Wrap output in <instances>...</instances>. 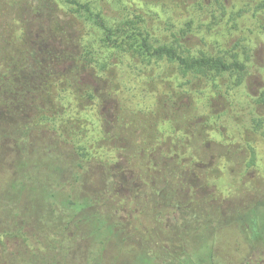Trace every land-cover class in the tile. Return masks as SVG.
I'll use <instances>...</instances> for the list:
<instances>
[{
	"label": "rangeland",
	"instance_id": "374dc122",
	"mask_svg": "<svg viewBox=\"0 0 264 264\" xmlns=\"http://www.w3.org/2000/svg\"><path fill=\"white\" fill-rule=\"evenodd\" d=\"M33 1L41 2L44 13L51 16L42 27L52 31L58 27L59 42L68 50L78 51L84 33L88 38L93 34L84 31V24L61 0H47L55 3L52 10L46 1ZM95 1L101 3L112 25L123 17L122 8L133 6L147 22L170 20L184 26L192 20L180 21L177 14L185 18L184 8L199 11L198 4L209 5L214 0ZM222 1L227 12L216 19L210 14L195 15L190 41L200 46L204 39L215 52L219 47L237 48L247 66L239 94L245 101L247 97L258 100L264 92V11L258 7L264 0ZM24 22L32 33L33 17L14 19L11 25L20 31L26 27ZM116 62L120 63L118 59ZM87 80L98 90L106 87L94 72ZM164 86L163 91L169 92L177 85L172 77ZM25 97L26 92L21 91L0 117V264H264V127L254 129L252 117H247L248 122L245 118L243 135L234 128V122L225 119L206 125L204 140L194 142L199 147L200 168L206 171L202 178L188 175V185L193 188L179 193L186 207L163 223L152 225L145 222L143 211L129 207L141 198L143 185L134 181L135 169L127 156L114 150L115 146H126L133 131L125 129L118 134L112 124L105 128L97 102L78 106L75 96L68 95L66 118L76 113L79 128L72 145L73 140L67 143L52 132L54 117L37 115L45 104L42 95L29 92ZM111 100L101 108L108 117L118 98ZM212 103L218 115L226 116L234 109L222 99ZM12 109L10 119L7 114ZM241 110L246 113L243 107ZM256 113L264 125V104L256 105ZM170 135L165 136H174ZM104 137L106 141H102ZM84 154L89 156L87 162H83ZM112 158L116 159L111 166L117 182L114 203L120 211L107 209L99 197L109 192L110 183L101 162ZM207 171L217 183L205 182L203 174Z\"/></svg>",
	"mask_w": 264,
	"mask_h": 264
},
{
	"label": "trees",
	"instance_id": "16d2710c",
	"mask_svg": "<svg viewBox=\"0 0 264 264\" xmlns=\"http://www.w3.org/2000/svg\"><path fill=\"white\" fill-rule=\"evenodd\" d=\"M26 1L28 8L24 6ZM40 1L48 2L50 9L53 6L55 9L54 2ZM93 1L61 0L84 24V31H93L90 38L84 33L78 51L73 52L59 42L61 30L58 27L54 31L42 27V22L51 16L49 12L44 13L41 2L0 0V117L3 109L12 106L21 91L26 92V97L29 92L40 94L45 104L38 109L37 115L54 117L52 132L65 142L73 140L70 143L73 145L78 139V117L72 112L71 117L66 118V98L75 96L78 106H82L79 104L82 102H97L100 123L105 128L112 124L118 134L133 131L129 142L126 138V146L114 147L119 155L127 156L135 169L134 181L143 185L142 193L138 194L141 198L129 207L143 211L145 222L161 224L186 207L180 202L179 193L187 187L193 188L188 185L191 180L188 175L202 178L201 173L206 171L200 168L199 147L194 144L198 139L204 140L206 125L225 119L234 122V128L243 135L247 117H252L254 129L260 130L264 125L257 116L256 105L264 104V92L258 100L247 97L245 101L240 96L247 66L240 59L237 48L219 47L215 52L208 46L212 44L204 39L200 46L190 41L191 27L197 21L195 15L210 14V18L216 19L227 12L222 0H214L209 5L198 4L199 11L184 8L185 18L181 19L178 14L177 18L192 20L184 26L170 20L157 24L147 22L141 11L133 6L122 8L123 17L116 18L117 24L112 25L107 22L101 3ZM183 5L188 6V3ZM258 8L264 11V3ZM26 16L35 21L32 33L26 22V27L20 31L11 25L12 20ZM104 52L106 56L103 57ZM91 72L96 73L106 87L98 90L88 82ZM172 77L177 86L169 92L163 91L165 83ZM200 82L205 84L200 85ZM114 97L118 100L111 106L108 117L101 108L104 109L109 100L113 102ZM215 99L224 100L228 106L230 103L234 109L226 116L216 114L212 109ZM242 107L246 113L239 111ZM7 116L12 119L13 109ZM165 133L174 136L167 138ZM102 141H106V137ZM85 158H82L83 162H87L89 156L85 155ZM112 161L116 159L101 162L108 170L110 183L107 185L109 192L99 197L107 209L120 211L114 203L117 182L111 170V166H115ZM203 177L205 182L217 183L209 171ZM187 209L192 210V207ZM100 225L105 222L100 221ZM108 230L113 231V228L108 227Z\"/></svg>",
	"mask_w": 264,
	"mask_h": 264
}]
</instances>
